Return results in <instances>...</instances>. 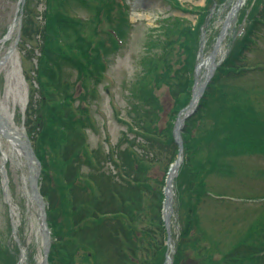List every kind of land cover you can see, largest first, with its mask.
<instances>
[{
    "label": "trees",
    "instance_id": "obj_1",
    "mask_svg": "<svg viewBox=\"0 0 264 264\" xmlns=\"http://www.w3.org/2000/svg\"><path fill=\"white\" fill-rule=\"evenodd\" d=\"M79 1L86 6L85 11L88 16L84 17V14L76 12L79 9L75 6L76 4L68 6L67 2L59 4L58 2L49 3L47 1L48 23L46 26L49 33L48 40L51 45L47 43V49L42 55L46 60L44 64L47 63V68L44 67V69L48 70L47 73H44L48 78L47 85L42 79L44 74L38 76L42 90L49 89V81L52 82L53 80L58 84L62 80L60 74L54 71L53 68L59 67L62 69L64 65L68 68H70L69 66L75 67L79 79H84L87 86L92 81L94 87H97L105 70L106 57L118 50L127 38L129 30L127 7L120 3L121 0ZM174 8L182 9L179 4ZM254 11L253 8L249 13V25L246 26L243 35L231 42L229 53L217 69L213 83L209 86L205 97L201 101V107L207 101L210 93L209 97L214 94H217L221 99L226 97L227 90L222 96V89L217 86L223 79L248 75L246 70L238 67V63L250 48V36L257 22ZM28 15H31L30 2L25 4L23 10L21 29L23 33L21 32V37L23 36L24 39L28 38ZM206 16H199V23L195 28L182 22L180 18L174 17L172 23L170 19L162 22L160 26L162 31L160 30L161 32L156 38L152 34L146 35L145 51L141 58L142 63H144L143 71L137 83L134 84L135 86L132 85L134 87L130 92L131 96L139 97L142 121L144 119L143 123H145L143 128L141 127L140 134H138L142 141L138 143L135 141L132 145L117 153L115 151L110 152L108 160L116 171L112 176L101 179L96 175L97 171L100 170L99 161L93 157L94 155L89 156L90 152H88L85 144L84 128L88 126V119L83 110L79 109V118H73V122L71 121V131L72 126H74V129L78 127L74 134L71 131L69 133L64 132L66 125H59V119H56V114L59 118H62V113L60 110H55V119L58 121L56 125L59 126H56L54 132L58 133L59 136L56 134L51 135L50 137L55 138L50 144H46L44 136H42L43 139L39 136L51 132L46 125L49 120L53 119V112L47 108L54 107L51 104L52 102L53 105H57L54 99L45 98V100L38 102V109L43 107L45 111H42L43 114H39L37 109L35 121L31 123H29V115L26 111L27 134L32 137L33 149L41 161L42 180L46 178L53 182V189L41 184V193L49 205L47 217L54 239L48 257L49 264H75L79 255L82 258L84 257L85 263L91 262V264L163 263L165 232L160 210L163 199L164 176L160 180L151 178L149 170L156 163H159L151 161L149 155H154L156 147L159 150L166 148L163 153L165 162L161 166L163 172L166 171L169 163L174 159L177 149H175V144L172 143L173 122L177 112L186 105L191 95L194 52H197L199 47V26L206 22ZM62 19L71 23L75 35L70 36L64 33L63 28H61ZM100 32L105 37H102ZM162 38L168 39L165 41V50L172 48V51L169 50L160 57L159 55L165 51L160 47ZM171 45L172 47H170ZM51 46L55 51L48 48ZM175 48L181 52L176 51ZM61 50L64 52L71 50V52L65 54ZM48 52H56L57 54L50 57L46 54ZM68 57L74 60L76 64ZM183 57L185 58L182 67L175 68L178 63H181L180 60ZM57 59H60L61 62L58 61L55 65L54 62ZM43 61L42 59L41 63ZM65 62L66 64H61ZM255 71L264 72L263 69H256ZM85 83V92L88 93V87ZM164 85L169 86L168 91L174 99L170 105L171 108L165 115L166 121L161 120L165 107L159 102L160 95L156 90ZM51 87V91L58 92L57 88ZM260 92H264V89ZM92 94H95L94 88ZM231 94H233L231 106H222L224 108H221V113L226 110L236 111L237 115L240 116L238 123H240L242 114H244L251 124V128L247 133L248 139L242 138L243 140L246 139L243 144H264V109L255 108L257 113L254 112L255 106L250 100V97H252L251 89L233 87ZM30 98V103H32L34 97L31 96ZM88 99L85 101H88ZM80 100L84 101V98ZM198 116H194L187 121L182 133L184 161L187 160V164L186 162L183 163L179 178H182L186 185L191 178L200 180L203 173L207 172L201 161V157H203L202 144H228L223 138H215L213 143H208L207 139L210 135H213L211 128L215 125L197 124ZM69 120H71V117L67 119V121ZM31 125L41 127V129L31 130ZM237 127L235 130H237ZM239 131L241 135L247 132L245 128H241ZM62 134L66 135L68 140L71 138L70 144L68 140H62ZM233 144H242V142ZM133 146H136V148ZM252 146L258 148L256 145ZM47 151L52 153L51 161L55 168L53 177L48 176L47 164L44 165V153ZM80 154L86 156L85 164L95 172L94 177H89L91 174L89 176L81 174V176L72 173L70 167L76 168V172L77 167L71 163V160L74 159L78 162L81 157ZM118 157L122 160V165L117 164ZM212 168H215V166L213 165ZM65 169L68 172L67 175H63ZM187 186L185 189L178 191L180 207L185 204L183 196L186 199ZM182 215L183 227L177 240L174 264H183V261H185L186 244L191 230V228H188L191 216L186 222V211ZM144 223H146L145 226ZM16 247L18 250L17 245ZM6 249L10 248L6 247ZM239 249L246 248L239 247ZM1 254L3 253L0 251ZM14 257L13 254H7L6 257L4 254L2 255L6 264H12ZM224 259L214 261V263L223 264ZM260 260L261 257L259 255L254 256L253 253H246L245 255L239 253L235 260L230 261L228 264H262Z\"/></svg>",
    "mask_w": 264,
    "mask_h": 264
},
{
    "label": "rangeland",
    "instance_id": "obj_2",
    "mask_svg": "<svg viewBox=\"0 0 264 264\" xmlns=\"http://www.w3.org/2000/svg\"><path fill=\"white\" fill-rule=\"evenodd\" d=\"M18 1L19 0H0V39L4 36L6 30L10 24H12V21L15 18ZM47 1L49 3L58 2L59 4H64V2H67L68 6L70 4H76L75 6L81 9H77L76 12L88 16L85 11L86 6L79 0L25 1V4L30 2L31 9V15H28V38L24 39L22 36L21 39H19L20 41L18 44L14 43L20 28L19 26H16L9 40L4 43H0V62H2L0 64L1 112L9 120V125L14 130L19 133L23 131L26 132L28 130V125L24 123L26 121L27 112L29 115V123H31L35 121V113L38 109V102L45 100V98L54 99L57 105H53L52 102L51 104L54 107L47 108L53 112V119L49 120L48 124L46 125L47 128L51 130V132L46 135L40 134L39 136L41 139H43L42 136H44L46 144H50L55 138L50 137L51 135L56 134L59 136L58 133L54 132L56 126L66 125L64 132L69 133V131H71V121L73 118H79L78 116L80 110H83L86 113L88 119V126H85L84 128L85 144L87 145L88 152H90L89 156L94 155L93 157L99 161L100 170L97 171L96 175L101 179L106 178L107 176H112V172L115 170H113L114 167L108 160L110 152L115 151L117 153L121 150H124L127 146L132 145L135 140L140 139L138 134H140L141 127L143 128L145 125V123H143L144 119L142 121V112L138 101L139 97L131 96L130 92L135 86L134 84L139 80L143 71L142 67L144 63H142L141 58L145 51V48L143 49V44L147 38L146 34H152L154 38H156V36H158V34L162 31L161 29L156 30V26L162 18H167V20L170 19V22L172 23L174 21V17H177L180 18L182 22L192 26L196 23L197 18L199 23V16L204 17L209 14L206 16V22L201 28L203 34H205V45L202 46V57L198 59L199 62L201 59L206 58L210 54L215 44V40L217 39V34L222 24L227 20V14L231 9L232 4H224L220 6L222 4L221 1L227 0H215V2H217L220 7H216V4L214 5V0H168L170 3L165 0H123V2L127 4L129 8L132 29L127 33L128 36L125 40V43H123L121 46L122 49L120 48V50L118 49L112 53L113 55L115 54L114 56H109L110 58L108 60V64L106 65V70L102 73L100 81L101 83H99L100 85L97 86L98 92L96 88L95 94H92V89L94 88L92 81L91 84L87 86L84 79H79V75H77L75 67H71L69 65L68 66L70 68L66 67L65 65L62 67V69L59 67L53 68L54 71L60 74V78H62V80L59 81L58 84L53 82V80L52 82L49 81V91L41 89L42 87L41 83L38 81V76H40V74H44L45 72L47 73L48 71L44 69V67L47 66V63L44 64L46 60L42 57V55L47 49V43L51 45L50 41L48 40L49 33L46 26L48 23V16L46 13ZM247 1L264 2V0H246V2L243 3L236 15V22L234 21L231 24V28L229 29L228 34L222 43L221 54L217 57L216 63L226 56L228 52L227 48L230 46L229 42L233 35H239L243 27L245 25H249V21L246 19V16L249 14V10H247L249 7ZM177 4H181L186 8L190 6L188 9L194 10V14H197V17L190 15V13L187 14L173 12L172 10ZM262 10L263 3L258 5L256 15H262L263 20L261 22L264 23V13H262ZM244 12L247 14L245 15ZM209 18L210 21L213 20V22L209 27H205L209 25V23H207ZM263 27L264 26L261 25V29L259 31L253 29L252 35L250 36V49L246 52V54H244V59L240 64L242 67H249L248 69H251L257 64H259L255 66L257 68L264 66ZM61 28H63L64 33H67V35L71 36L76 34L73 31L74 28L71 27V23L68 22V20H61ZM101 36L105 37L103 33H101ZM167 40V38L161 39L162 44L160 47L164 50L166 49L165 41ZM170 47H172V45ZM48 48L50 50L52 49V51H55L53 50L54 48H52V46ZM56 48H58V46H56ZM171 49L172 48H168L159 56L162 57L163 54ZM175 49L176 51L181 52L180 50H177V48ZM61 51L64 52L63 50ZM69 52H71V50L64 53L69 54ZM194 53L195 58H197L198 52L196 53L195 51ZM46 54L52 57L57 53L48 52ZM184 58L185 57L180 60L181 63H178L175 68L182 67ZM42 59L44 60L43 63H41ZM68 59L71 60L70 57H68ZM59 60L60 59H57L54 64L57 65L56 62ZM71 61L76 64L74 60ZM61 64H66V62ZM201 74L202 73L200 72V77ZM42 79L43 82L47 81L48 78L46 74H44ZM222 81L225 80L223 79ZM167 82L169 84L168 78ZM84 83L88 87V93L85 92L86 89L84 87ZM238 84L243 88H264V73L251 71V73H248L246 77L238 80ZM51 86H53V88H57L58 92L51 91ZM169 86L171 87V84ZM169 86L164 85L160 89H156L158 95H160L159 102L163 107H165L164 112H162V117L164 118L161 117V120L165 121V115L167 114L168 109L174 100L168 91ZM210 94H208V98ZM31 96L34 97V101L32 103H30ZM81 98H84V102L80 103ZM86 99H88V101H85ZM232 100L233 95L226 94V97L221 99L220 103L217 95L214 94L212 97L207 99L202 107H198V110L195 113V116L199 115L196 123L201 125H215L211 128L213 130V135L215 137L218 135V138H223L228 144L238 142H242L243 144V142L248 139L247 133L251 128V124L247 120L246 116L242 114L240 123H238L240 116L237 115L236 111L226 110L221 113V108H224L222 106H231ZM250 100L255 106L253 109L255 113H257L256 109H264V102L255 104L254 99L250 98ZM186 104L188 105L189 101ZM55 110L61 111L62 118L57 116ZM42 111L44 112L45 108L41 107L38 109L39 114H43ZM54 114H56V119H59V122L55 119ZM69 117H71V120L67 121ZM56 122H58L59 125H56ZM236 127L237 130H235ZM37 128L41 129V127L33 126L30 129L35 130ZM241 128H245L247 130V132L243 135H241V132L239 131ZM76 129L78 130V127H76ZM76 129H74V126H72L71 132L74 134ZM213 135H210L207 139L208 143L212 142L211 139ZM66 137V135L62 134L63 141L68 140ZM234 137L237 138L233 139ZM242 138L246 139L243 140ZM30 140L31 142L33 141L31 136ZM70 141L71 138L68 140L69 144ZM32 146H34V143ZM133 147L136 148V146ZM75 148L77 149V147ZM147 149L148 148L146 147V150ZM175 149L177 148L175 147ZM155 150L156 151L154 152V155H149V158H151V161L158 162L159 164L156 163L155 166L149 170V174L152 178H160L163 172L159 169V167L164 165L165 157L163 156V153L166 151V148L159 150V148L157 149L156 147ZM213 150L216 151V148H213ZM44 157V165L47 164L48 176L53 177L55 174V168L51 161L52 153L47 151L44 153ZM4 159L6 163L4 162ZM86 159V156L81 155L78 162H76L74 159L71 160V163L77 167V172L75 171L76 168L72 166L70 167L72 173H77L79 175L83 174L86 176L91 174L89 177H94L95 172L87 164H85ZM251 160L253 161L254 165H252L250 168L264 169V163L262 160H258L256 157H252ZM1 162L0 251L5 255V257L7 254H13L15 256L13 261L16 263L18 261L17 258L20 256L18 254V250L16 249V245H21L20 248H23L22 250L24 251L25 255V258L21 264H32L31 261H28L30 254H33L32 260L34 261V264H39L41 261V240L37 234L39 219L36 208L28 200L25 192V187H27L25 183V179L28 175L27 169L24 165V161L12 151L9 142L4 138H0V164ZM185 162L187 164V160L183 161V163ZM117 164L122 165V160L120 157H118ZM64 174H68L66 169L63 172V175ZM42 176L43 172L41 174V184L48 186L49 189H53V182L46 178L42 180ZM5 181L7 182V202L4 200V187H2L5 185ZM229 181L230 180L228 176L219 174L218 177L216 176L207 182L208 184H214L210 185L211 188L214 187L213 189L218 191L219 189L215 188L217 185H223L227 183L229 185L235 184L234 182ZM247 183L249 184V192H252L257 197H259L260 194H264L263 178L258 179V176H256L250 180H247ZM260 200L253 199L251 200V204L257 202L256 205H258V201ZM233 201L241 203L240 200ZM45 202L47 204V200ZM225 205L226 202L223 203L221 207L224 208ZM11 211L16 213L15 219H17L18 224L17 243L14 241L11 235ZM176 212L177 209L174 208L171 218V230L173 231L174 235H178L179 233L178 225L176 223ZM145 225L146 223H144V226ZM6 247L10 249H6ZM190 252L191 251H189V253ZM3 254L0 255V264H6L5 259L2 258ZM187 260L188 259L184 261V264H194V261H189L190 259L188 261ZM137 264L140 263L138 262Z\"/></svg>",
    "mask_w": 264,
    "mask_h": 264
},
{
    "label": "water",
    "instance_id": "obj_3",
    "mask_svg": "<svg viewBox=\"0 0 264 264\" xmlns=\"http://www.w3.org/2000/svg\"><path fill=\"white\" fill-rule=\"evenodd\" d=\"M235 10H237V6L234 8L233 12H231V13L233 14L235 12ZM225 32H226V27L223 26L222 31L220 33V38H219L217 44L215 45V47L213 48L211 54L209 55L210 68L208 70V73L206 75H204L205 79H204L203 83L200 85L199 90L196 91V92H198L197 99L201 98L203 91L205 90L207 84L210 82V80L214 74V70L216 68V65L214 64L216 49L219 45V41L222 39ZM209 58H208V61H209ZM196 69H197V67H196ZM196 74H197V71H196ZM196 84H197V81H195V85L193 87L192 100H191L189 106H187L185 109H183L180 112L179 117L176 120V125H175V129H174V138H175L176 144H178V146H179V154H178L176 161L172 165V166H174L173 175L171 177L167 176V179H166V186L164 188L165 209H169L171 206V202L169 200V198H170V183H171L172 178L175 176V174L178 170V167L181 163V158H180V153L182 150V141H181V136H180L181 129L184 125V121L188 117L193 115L196 108H197V105H193V108L191 110H189V108L191 107L193 100L195 98ZM183 112H185V114L182 118H180V115ZM2 121L8 126L6 119L4 117H2L0 114V132H1L2 136L7 140H11V141L18 143L19 149L21 151V156L23 157V159L26 162V166L28 169L27 181H28V186H29V197H30L31 201L36 205L37 210L39 212V218H40V224L38 227V231L42 236L43 261L41 264H48L47 256L49 253L51 241H50V233H49V230L47 227V222H46L45 202H44V200L40 194V191H39L38 180H39V176H40V164H39V161L37 160V158L33 152V149L31 147V144H30L28 138L24 134H20L21 138L15 136L16 132L14 130H12L11 128H9V126L7 127V130L2 131V125H1ZM8 129L10 130V132L8 131ZM168 218L169 217L166 216V214L163 215V219L165 221L166 228H168ZM14 230H15V228H13V234H15Z\"/></svg>",
    "mask_w": 264,
    "mask_h": 264
},
{
    "label": "bare ground",
    "instance_id": "obj_4",
    "mask_svg": "<svg viewBox=\"0 0 264 264\" xmlns=\"http://www.w3.org/2000/svg\"><path fill=\"white\" fill-rule=\"evenodd\" d=\"M239 2H240V1H239ZM227 26L230 27L231 24H228ZM14 27H15V24H12V26L10 27L11 30H10V32H9V38H10V33H12ZM220 52H221V51L219 50V51H218V54H219ZM209 60H210V58H209ZM198 65H199V70H200V71H203V74L206 75V74L208 73L209 68H210V61H208V60H204V59H203L200 63H198ZM198 87H199V86H197V88H198ZM197 97H198V92L195 93V98H194L193 103H192L191 107L189 108V110H191V109L193 108V105H195V103L198 101V100H197ZM183 116H184V114L181 115V117H183ZM8 142H9V141H8ZM9 144H10V146H11V148H12V151H13L14 153H16V155H17L18 157H20V154H19L20 150H19L18 146L16 145L17 143H16V142H14V143L9 142ZM172 173H173V168L171 169V171H170V173H169V177L172 176Z\"/></svg>",
    "mask_w": 264,
    "mask_h": 264
}]
</instances>
